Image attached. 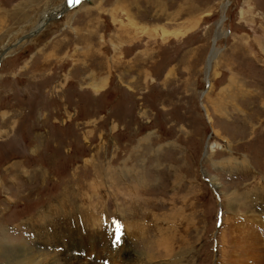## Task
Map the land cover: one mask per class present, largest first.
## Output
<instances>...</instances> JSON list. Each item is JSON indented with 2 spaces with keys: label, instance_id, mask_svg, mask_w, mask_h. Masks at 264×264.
<instances>
[{
  "label": "rangeland",
  "instance_id": "rangeland-1",
  "mask_svg": "<svg viewBox=\"0 0 264 264\" xmlns=\"http://www.w3.org/2000/svg\"><path fill=\"white\" fill-rule=\"evenodd\" d=\"M65 1L0 0V264H264V0H70L25 38Z\"/></svg>",
  "mask_w": 264,
  "mask_h": 264
},
{
  "label": "water",
  "instance_id": "water-1",
  "mask_svg": "<svg viewBox=\"0 0 264 264\" xmlns=\"http://www.w3.org/2000/svg\"><path fill=\"white\" fill-rule=\"evenodd\" d=\"M72 1H69V2H67L65 5H64V9L62 8L60 11L58 10V11H56V12H52V13H50V14H48L46 17H45V19H44V21H43V26H39L38 28H37V32L36 33H38L42 28H44V26H46L49 22H51V21H53V20H56V19H58L59 17H61L64 13H66L69 9H70V7H71V5H72V3H71ZM25 38H27V36L25 37ZM1 53H3V55H4V53H5V51H3V52H1Z\"/></svg>",
  "mask_w": 264,
  "mask_h": 264
},
{
  "label": "bare ground",
  "instance_id": "bare-ground-1",
  "mask_svg": "<svg viewBox=\"0 0 264 264\" xmlns=\"http://www.w3.org/2000/svg\"><path fill=\"white\" fill-rule=\"evenodd\" d=\"M63 9H64V8H63ZM43 21H44V20H43ZM43 21H42V23H41L40 26H43ZM46 26H47V25H46ZM46 26H44V27H46ZM38 27H39V26H38ZM38 27H37V28H38ZM42 29H43V28H42ZM42 29H41V30H42ZM36 30H37V29H36ZM36 30H35V31H36ZM35 31H33V32L31 33V35H29L27 38H30V37L34 36L35 34H37V33H36L37 31H36V32H35ZM4 54H5V53H4ZM215 55H216V54H215ZM2 57H3V53H0V60H1ZM101 83H103V85H104L105 80H103ZM262 104H263V103H262ZM263 105H264V104H263ZM232 195H233L234 197H236L237 199H239V197H240V196L238 197L239 194H238L237 192L233 193ZM231 204H232V203H231ZM231 207L234 208L235 205L232 204ZM129 225H130V224H129ZM135 227H136V226H135ZM124 228H125V226H124ZM129 228H133V227H129ZM133 229H134V228H133ZM141 229H142V228H141ZM129 230H131V229H129ZM136 230H137V229H136ZM138 230H139V229H138ZM138 230H137V231H138ZM124 233H125V229H124ZM142 233H143V232H142ZM87 234H88V233H87ZM119 253H120V251H119ZM173 263H175V262H173Z\"/></svg>",
  "mask_w": 264,
  "mask_h": 264
},
{
  "label": "crops",
  "instance_id": "crops-1",
  "mask_svg": "<svg viewBox=\"0 0 264 264\" xmlns=\"http://www.w3.org/2000/svg\"><path fill=\"white\" fill-rule=\"evenodd\" d=\"M87 233H88V232H87ZM49 246H51V244H50ZM94 252H97V249H96V250H94Z\"/></svg>",
  "mask_w": 264,
  "mask_h": 264
}]
</instances>
